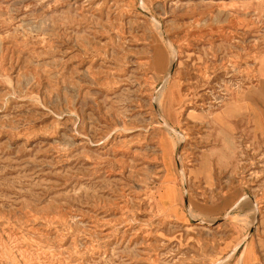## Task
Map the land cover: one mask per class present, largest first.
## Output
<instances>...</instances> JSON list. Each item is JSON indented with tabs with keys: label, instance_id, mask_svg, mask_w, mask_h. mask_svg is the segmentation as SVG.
I'll use <instances>...</instances> for the list:
<instances>
[{
	"label": "rangeland",
	"instance_id": "1",
	"mask_svg": "<svg viewBox=\"0 0 264 264\" xmlns=\"http://www.w3.org/2000/svg\"><path fill=\"white\" fill-rule=\"evenodd\" d=\"M0 264H264V0H0Z\"/></svg>",
	"mask_w": 264,
	"mask_h": 264
},
{
	"label": "bare ground",
	"instance_id": "2",
	"mask_svg": "<svg viewBox=\"0 0 264 264\" xmlns=\"http://www.w3.org/2000/svg\"><path fill=\"white\" fill-rule=\"evenodd\" d=\"M157 29H158V26H157ZM172 55H173V54H172ZM165 80H166V79H165ZM163 81H164V80H163ZM164 84H165V83H164ZM166 89H167V88H166ZM164 91H165V90H164V87L160 88V91H159V92L157 91V92H158V97L155 98V99H157L158 104H157V103H156V104H157L159 107L161 106V99H162V96H163ZM155 97H156V96H155ZM153 101H156V100H153ZM157 101H156V102H157ZM152 103H153V102H152ZM154 103H155V102H154ZM157 105H156V106H157ZM154 106H155V105H154ZM159 112H160V111H159ZM163 123H164V122H163ZM166 125H167V124H166ZM166 125H165V126H166ZM167 126H168V125H167ZM163 127H164V126H163ZM168 129H169V128H168ZM168 129H167V130H168ZM165 130H166V129H165ZM167 130H166V131H167ZM169 131H170V129L168 130V134H169ZM174 133H175V131H174ZM175 134H176V133H175ZM169 135H170V134H169ZM183 139H184V138H183ZM178 141H179V140H178ZM178 141H177V142H178ZM180 142H181V141H180ZM174 144H176V143H174ZM179 144H180V143H179ZM179 144H177V145L179 146ZM174 147H175V146H174ZM212 149H213V148H212ZM180 167H181V166H180ZM180 170H181V169H180ZM181 174H182V172H181ZM181 174H180V175H181ZM182 177H183V174H182ZM244 218H245V217L243 216V217H242L243 221L245 220Z\"/></svg>",
	"mask_w": 264,
	"mask_h": 264
},
{
	"label": "crops",
	"instance_id": "3",
	"mask_svg": "<svg viewBox=\"0 0 264 264\" xmlns=\"http://www.w3.org/2000/svg\"><path fill=\"white\" fill-rule=\"evenodd\" d=\"M228 136H229V135H228ZM253 138L255 139V136H253ZM231 154L233 155L234 153H233V152H232V153L229 152V153H228L229 156L227 155L226 157L223 158V160L226 161L228 158L230 159V158H231V157H230ZM241 196H242V195H241ZM236 200L238 201V200H241V199L238 197ZM237 201H235V202H237ZM174 214H177V213H174Z\"/></svg>",
	"mask_w": 264,
	"mask_h": 264
}]
</instances>
